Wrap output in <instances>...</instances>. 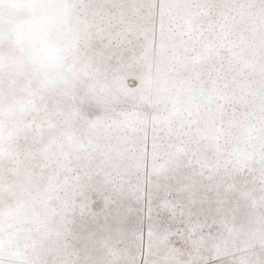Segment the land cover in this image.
I'll return each instance as SVG.
<instances>
[{"label": "snow or ice", "instance_id": "1", "mask_svg": "<svg viewBox=\"0 0 264 264\" xmlns=\"http://www.w3.org/2000/svg\"><path fill=\"white\" fill-rule=\"evenodd\" d=\"M0 264H264V0H0Z\"/></svg>", "mask_w": 264, "mask_h": 264}]
</instances>
